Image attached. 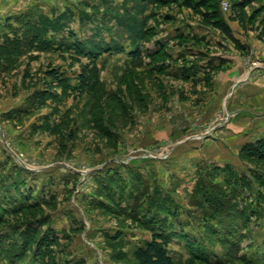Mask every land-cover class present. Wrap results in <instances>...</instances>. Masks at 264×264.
Segmentation results:
<instances>
[{
  "label": "rangeland",
  "instance_id": "1",
  "mask_svg": "<svg viewBox=\"0 0 264 264\" xmlns=\"http://www.w3.org/2000/svg\"><path fill=\"white\" fill-rule=\"evenodd\" d=\"M124 4L0 0V264H134L160 205L209 244L192 264H264V149L247 150L264 142V0L151 5L139 60L128 38L95 61L70 49L117 36ZM168 247L188 264L185 239Z\"/></svg>",
  "mask_w": 264,
  "mask_h": 264
},
{
  "label": "trees",
  "instance_id": "2",
  "mask_svg": "<svg viewBox=\"0 0 264 264\" xmlns=\"http://www.w3.org/2000/svg\"><path fill=\"white\" fill-rule=\"evenodd\" d=\"M160 1L167 0H125V4L122 6V11L112 12L108 10L105 11L103 15L108 17V14L112 12V16H114L118 23L119 34L117 36L112 34L109 41L105 40L104 37L97 40V36H103L100 31L97 30L94 36L90 39L78 40L75 38L73 42L68 44V46L74 53L80 56H87L91 60L95 61L105 53L120 52L125 50V47L121 44V40L128 38L131 45H133V49L129 52V55L139 60L143 54V43L152 33V27L149 25V20L154 15L150 7ZM129 2L131 4H129ZM148 11L149 13H147ZM71 35L75 37V34ZM54 74L55 77L59 76L56 72H54ZM263 149L264 142L247 148L250 156L262 153ZM256 176H258L257 178H260L259 175L255 174V177ZM235 183H237V180H235ZM234 190L237 191L236 188H234ZM217 193L218 197L216 196L217 198H214L211 202L213 207L212 210L214 211L212 216L215 218L216 223L220 226V229L224 231V238L228 240V238L233 236L234 232L238 231L240 228L239 224H234L233 222L234 219L239 217V213L235 205L232 204L231 196V198L228 197L223 193V191H219ZM158 209V214L155 213L154 215H150L148 220L145 221V223H147V227L149 226L152 230V237L134 249V264H176L168 247L171 237L176 235L185 239V243L189 246V249H191L190 251L192 253V257L189 259L188 264H192L194 259H201L210 262L209 256H207L205 252V250L208 249L207 245L209 246V244H205L197 239L191 242V238L187 233L183 231L176 232L175 229L170 228L171 225L168 218L163 217L161 213L164 212L166 216L171 215L172 213L170 211L167 213L166 210L168 208H164L162 205H160ZM2 211L4 213H11V210L6 209V207L0 203V213ZM12 211L15 212L17 210L13 208ZM172 215L175 217L177 214L173 212ZM241 216H243V214H241ZM245 220L246 222L249 221L246 215ZM42 223L43 222L40 221L35 225H40ZM210 229L217 233V230H214V227ZM31 241L28 243H31ZM32 243L37 244L35 240H33ZM239 243L240 242H235L234 244L238 247Z\"/></svg>",
  "mask_w": 264,
  "mask_h": 264
},
{
  "label": "built area",
  "instance_id": "3",
  "mask_svg": "<svg viewBox=\"0 0 264 264\" xmlns=\"http://www.w3.org/2000/svg\"><path fill=\"white\" fill-rule=\"evenodd\" d=\"M223 8L228 10L230 8V5L227 1H223Z\"/></svg>",
  "mask_w": 264,
  "mask_h": 264
}]
</instances>
